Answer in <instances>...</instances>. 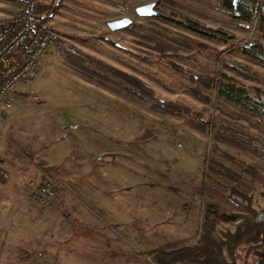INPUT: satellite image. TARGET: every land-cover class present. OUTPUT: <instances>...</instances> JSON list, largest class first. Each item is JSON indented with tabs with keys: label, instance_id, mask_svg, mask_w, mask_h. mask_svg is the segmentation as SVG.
I'll return each mask as SVG.
<instances>
[{
	"label": "rangeland",
	"instance_id": "1",
	"mask_svg": "<svg viewBox=\"0 0 264 264\" xmlns=\"http://www.w3.org/2000/svg\"><path fill=\"white\" fill-rule=\"evenodd\" d=\"M27 1L0 0V16L20 11ZM151 1H157L161 14L190 16L233 39L211 40L174 22L139 17L135 7ZM49 2L39 1L41 18ZM158 2L63 0L46 24L58 40L30 78L18 85L9 113L13 117L8 115L0 126V164L10 170V179H3V204L17 208L13 215L19 238L47 223L51 250L58 238H67L62 246L66 252L103 255L99 264H162L160 252L181 248L188 253L173 264H225L231 262L225 233L235 230L240 220L235 216L246 213L243 206L250 201L244 196L252 198V208L264 207V159L245 145L218 138L224 126L242 140L250 132L264 142V116L221 97L216 87L200 85L203 93H196L187 79V72H194L230 81L222 75L226 74L246 89L255 106L253 98H264V63L244 55L239 44L264 46L257 20L247 29L234 26L217 0ZM124 15L135 23L118 31L107 26V19ZM131 28L154 32L172 43L183 33L215 50L180 49L159 55L154 41ZM63 47L139 76L161 99L206 108L214 127L201 131L185 116L156 111L152 101L131 97L92 76L96 66L68 58ZM229 62L240 68L232 69ZM214 173L225 188L215 186L211 192L209 176ZM46 175L53 178L58 194L39 202L35 193ZM259 239L256 234L239 247L240 263L254 264L260 251H247ZM25 247L20 246V252ZM58 258L11 263L74 264Z\"/></svg>",
	"mask_w": 264,
	"mask_h": 264
},
{
	"label": "trees",
	"instance_id": "2",
	"mask_svg": "<svg viewBox=\"0 0 264 264\" xmlns=\"http://www.w3.org/2000/svg\"><path fill=\"white\" fill-rule=\"evenodd\" d=\"M62 1L63 0H51V6L48 12L39 21L40 26L46 25L51 21L54 14H56L59 8L61 7ZM217 1L223 8L224 14L230 16L233 19L231 24L237 27L240 26L243 29H247L249 24L256 19L258 22L259 30L264 37V2H260L259 0ZM162 2L163 0H159L158 5H161ZM181 8L184 7L181 6ZM189 11L200 15V13L196 11ZM164 13L165 14L154 18L177 23V25H179L180 27L200 36L207 37L211 40L227 42L229 39H233L232 36L226 34L225 32L213 29L205 24H202L190 16H186L182 19H176L173 16L174 14L172 12ZM148 20L151 23H154L151 18H149ZM131 29L137 34L143 35L149 40L154 41V47L158 51L159 55H168L171 50L176 53L180 49H195L198 51H203L206 48H210L212 50H215L214 47L208 46V44L201 42L197 38L183 33H177V36L173 38L175 43H172L168 39L154 32L148 34L145 32H141L140 30H137L135 28ZM239 48L241 49L242 53L247 57L264 63L263 45L258 44L256 42L240 43ZM63 50L65 51L68 58L78 60L82 63L87 61L96 66L97 70L95 72L93 71L92 76H97L102 81L105 80L104 82L108 81L124 89L131 97L152 101V107L156 111L175 116H185L190 120L193 127L201 131H205L208 128L214 127L213 122L207 119L206 108H197L191 106L190 104L186 103L181 99H161L156 95L155 90L139 76L115 68L96 57L82 52L79 49L63 47ZM228 65L232 69L240 68V65L237 63L229 62ZM177 68L182 70L181 67L177 66ZM187 73V79L190 81L194 92L201 94L203 93L202 89L200 88V85L206 88L216 87L221 97L227 98L230 101L238 103L247 109L257 111L261 116H264V98H262L261 96L253 98V102L255 103L254 106L251 102H249V99L251 98L247 93L246 89L242 86H238L236 82L234 80H231L228 75L222 74L225 78H228L230 81H224L221 79L218 80L216 77L208 74H199L194 72ZM204 98L207 101H210V98L208 96H204ZM223 128L225 130L221 131L218 136L220 140L228 142H237L240 145H245L255 155L264 159V142H262L259 137L254 136L250 132H246L247 140H242L234 134L230 133L227 127L223 126ZM216 177L217 173H214L213 175L209 176V180L211 182L212 187V190H210L211 192L214 191L215 186H221L222 188L224 187L220 184ZM228 187H231V189H233V187L235 186L229 185ZM244 197L248 201H250V204L243 206V208L246 209V213L235 216V218H240L235 230L228 231L225 233V244L228 255L231 259V262H225V264H243L240 263L237 259L238 249L242 244L247 242L251 237L256 234L260 235V239L256 245H253L251 246V248H249L247 253L248 255H251L254 250L260 251L259 257L254 262V264H264V207L259 210L252 208V198L246 196ZM186 252V248H181L179 250L172 251H163L159 253V259L162 264H173L174 262L181 260L183 254Z\"/></svg>",
	"mask_w": 264,
	"mask_h": 264
},
{
	"label": "built area",
	"instance_id": "3",
	"mask_svg": "<svg viewBox=\"0 0 264 264\" xmlns=\"http://www.w3.org/2000/svg\"><path fill=\"white\" fill-rule=\"evenodd\" d=\"M39 1L28 0L20 11L0 16V126L14 105V92L37 69L58 34L47 25L40 26ZM0 177L9 172L0 166ZM58 189L51 176L46 175L35 193L39 202L57 197Z\"/></svg>",
	"mask_w": 264,
	"mask_h": 264
},
{
	"label": "crops",
	"instance_id": "4",
	"mask_svg": "<svg viewBox=\"0 0 264 264\" xmlns=\"http://www.w3.org/2000/svg\"><path fill=\"white\" fill-rule=\"evenodd\" d=\"M50 4L51 0L48 5ZM9 117L12 118L13 115L10 116L9 114ZM0 166L2 165L0 164ZM4 168L8 170V168ZM8 171L10 172V170ZM5 184L6 183L4 180L0 177V264H8L9 262L12 264L11 262H18L19 260H26L27 262L40 260L43 263L50 261L55 262L57 261V257H59V261H71L74 262V264H99V260L102 262L105 260L103 255L97 256L96 258L91 256L86 257V255H76V253H74L75 249L66 252V249L62 246L63 243H67L69 239L63 237L58 238V242L55 244L57 246L54 247V250H51L52 238L49 232L50 225L47 223H39V225L43 224L44 226L42 228L37 227V231L36 229L32 228V232L27 235V238H19L16 232V227H18V224L14 222L16 216L13 215L17 208H10L3 204V192H5ZM40 229L42 230L40 231ZM24 244L26 245L25 249L23 248L25 252L22 250L20 252L19 247ZM103 264H114V262L107 261Z\"/></svg>",
	"mask_w": 264,
	"mask_h": 264
},
{
	"label": "water",
	"instance_id": "5",
	"mask_svg": "<svg viewBox=\"0 0 264 264\" xmlns=\"http://www.w3.org/2000/svg\"><path fill=\"white\" fill-rule=\"evenodd\" d=\"M135 12L139 17H158L162 15L157 10V1L147 2L135 7ZM135 23V19L131 16L124 15L117 18H109L106 20L107 26L112 31H118L130 27Z\"/></svg>",
	"mask_w": 264,
	"mask_h": 264
}]
</instances>
